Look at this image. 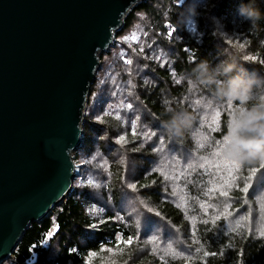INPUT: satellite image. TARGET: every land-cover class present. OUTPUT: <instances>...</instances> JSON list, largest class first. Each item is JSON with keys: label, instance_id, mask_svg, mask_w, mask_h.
<instances>
[{"label": "trees", "instance_id": "16d2710c", "mask_svg": "<svg viewBox=\"0 0 264 264\" xmlns=\"http://www.w3.org/2000/svg\"><path fill=\"white\" fill-rule=\"evenodd\" d=\"M244 8L256 15L246 17ZM137 21L139 29L135 28ZM121 29L116 37L134 33L136 40L132 45L118 44L110 71L103 68L102 74L96 75L73 161L80 164L75 172L79 169L85 177L89 164L80 159L99 151L109 164V179L102 191L116 203L125 196L136 204L119 220L108 212L107 219L99 223L92 218L93 189L86 179L78 177L73 192L50 216L29 225L11 259L2 264H90L88 253H95L91 264H264V236L246 229L227 231L224 224L228 214L245 208L246 181L263 168L264 121L244 124L239 118L238 128H233L230 136L233 116L222 109L218 126L208 128L204 135L208 145L197 151L198 157H208L215 148L222 151L231 138L241 145H256L252 154L234 161L235 187L227 194L234 203L217 224L202 220L203 211L218 205L210 199L213 187L201 176L200 167L182 182V193L178 192L187 205L181 207L169 199L176 192L172 177L165 179L155 168L157 150L151 147L154 131L168 134L170 140L166 141L180 154L194 146L193 127L181 121L189 107L186 97L191 84L200 94L225 104L223 92L231 81L244 82L254 75L264 79V0H147L128 13ZM254 102L248 97L235 98L232 106L236 103L239 110H248L257 107ZM173 118L181 129L179 135L167 126ZM121 137L124 141L116 143ZM140 203L142 216L135 219ZM146 221L144 232L141 227ZM117 237L132 238L134 243L119 248ZM161 242L188 247L190 260L166 256L159 249ZM210 252L216 256L209 257Z\"/></svg>", "mask_w": 264, "mask_h": 264}, {"label": "water", "instance_id": "95a60500", "mask_svg": "<svg viewBox=\"0 0 264 264\" xmlns=\"http://www.w3.org/2000/svg\"><path fill=\"white\" fill-rule=\"evenodd\" d=\"M147 0H0V264L72 193L99 55Z\"/></svg>", "mask_w": 264, "mask_h": 264}, {"label": "rangeland", "instance_id": "374dc122", "mask_svg": "<svg viewBox=\"0 0 264 264\" xmlns=\"http://www.w3.org/2000/svg\"><path fill=\"white\" fill-rule=\"evenodd\" d=\"M138 17L142 16L139 15ZM135 25H137L135 28L139 29L140 22L137 21ZM121 31L122 29L116 33H121ZM128 34L130 36L135 35L134 33L133 35L131 33H127V35ZM127 35H121L119 37L114 35V42L110 48L99 55L100 67L97 71L98 74L96 75H99L100 73L102 74L101 71L103 68L104 70L108 69V72L110 71V59L111 56L116 54V52H119L118 44L126 42L132 45L134 43L136 38L134 40L128 39ZM158 53L160 56L163 54L161 52ZM106 54H109V56ZM180 80L184 81L185 78L182 77ZM250 82L251 84L249 85ZM94 83H96V79ZM239 83L250 89L249 95H246L245 93L244 95L248 97V99L254 100L257 107L248 110H239L236 103L235 106H232L233 99L230 100L228 98L225 104H220L215 99L209 98L205 93L200 94L197 91L195 84L190 85L189 94L186 97V103L189 106V110L187 109L185 111L186 114L182 115L181 121L193 127L192 132H194L193 140L195 139V143L192 149L184 150V152L180 154L170 147L171 143L166 141L170 140L168 134L165 132L160 133V131H154L152 134L154 143L151 147L157 150L155 153L157 154L155 168L162 171L165 179H168L170 175V177H172L173 187L176 189V192L171 194V197L169 198L170 200L181 207H185V205H187L184 196L180 195L179 192L182 193L181 185L183 180H188L192 175L191 173H195V167H200L201 176H204L211 182L210 185L213 187L214 193L210 199L214 201L213 205H218V207L211 211H203L204 214L202 215V220L212 224L219 223V220L225 217L227 207L234 203L233 198L227 195L228 192L235 187L234 184L236 178L233 174L234 161H239L241 158L252 154L256 150V145L250 143L246 146L241 145L237 142L236 138H231L222 151L215 148L212 149L208 157H198L200 154H198L197 151L202 150L208 145L206 136L204 135L208 132V128L213 130L216 125L218 126V119L220 113H222V109H228L231 111L233 116L230 136L232 135L233 128H238L239 118L244 124L251 123V121L256 119L258 121H264V79L254 75V77ZM98 97L99 95L97 98ZM97 98L96 101H98ZM86 109L87 108H85V110ZM126 110L129 111L130 108L127 107ZM259 149L262 150V148ZM195 157H198V159ZM80 160L87 163V165L89 164V172L85 177H83L82 172L78 169L75 172L73 183L78 180V177L80 179H86L88 184L93 189L92 194L95 195V206L92 209L93 219L99 223L103 222L107 219L105 218V214L111 212L115 214V219L119 220L121 215H124L134 207L136 204L134 200L124 196L120 199L119 203H116L111 199L110 195L102 191L105 180L109 179V164L106 160L101 158L99 151H95L91 158H81ZM224 160H227V165H225ZM75 165V168H78L80 164L75 163ZM124 166V169L128 170L127 161H124ZM125 182L128 184L127 180ZM246 186L247 191L245 192V208H242L243 210L239 213L228 214L224 218L225 230L237 231L246 229L248 233L255 236H264V203H260L259 200L260 196H264V165L261 171L252 173L248 177ZM207 191L209 192V189ZM248 199L253 200L249 201ZM137 205L138 207L135 208L137 213L135 219H140L142 214L139 207L142 204L140 203ZM193 220L194 219H192V223L194 224L195 221ZM147 223L148 222L146 221L141 227V230L144 232L146 231ZM93 227H96V224H94ZM161 236L162 234L158 237L159 240H162ZM127 239L130 238H126L125 241ZM185 248H183V245L178 246L173 242H161L159 244V249L166 256L167 254H170L173 258L184 257L187 260H190L191 257L187 255V250L189 248Z\"/></svg>", "mask_w": 264, "mask_h": 264}, {"label": "clouds", "instance_id": "9594fccd", "mask_svg": "<svg viewBox=\"0 0 264 264\" xmlns=\"http://www.w3.org/2000/svg\"><path fill=\"white\" fill-rule=\"evenodd\" d=\"M186 2H191V3H202L203 0H186ZM246 17H254L256 15L255 12L248 8L242 9ZM204 69V65L201 64L199 66V70L202 72ZM227 71V69H225ZM247 92V87L241 85L238 81H231L228 85L227 91L223 92L224 95L227 96L228 99H246V96L244 93ZM170 130L174 131L176 135L180 134V127L177 126V121L176 118H173L169 124L167 125ZM257 195V194H255ZM260 203H264V196L259 197Z\"/></svg>", "mask_w": 264, "mask_h": 264}, {"label": "snow or ice", "instance_id": "6c2138e0", "mask_svg": "<svg viewBox=\"0 0 264 264\" xmlns=\"http://www.w3.org/2000/svg\"><path fill=\"white\" fill-rule=\"evenodd\" d=\"M128 39H130V38H128ZM131 39H135V35H133L132 37H131ZM133 135H135L134 133H133ZM122 141H124V138L123 137H121L119 140H117L116 141V143H121ZM131 187H133V189L136 187L135 185H133V186H131ZM243 191H247V186H245V188L243 189ZM52 235V232H49L48 233V236H51ZM46 239V238H45ZM133 243H134V241H133V239L132 238H130V239H127L126 241L125 240H122V239H120L119 237H117V245L118 246H122V247H125V248H128V247H131L132 245H133ZM101 251H104V252H107V251H109L108 249H101ZM73 252H74V250H73ZM209 257H215L216 256V254L215 253H209V254H207ZM95 256V253H88V257H89V262H90V264H91V261H92V259H93V257Z\"/></svg>", "mask_w": 264, "mask_h": 264}, {"label": "bare ground", "instance_id": "6f19581e", "mask_svg": "<svg viewBox=\"0 0 264 264\" xmlns=\"http://www.w3.org/2000/svg\"><path fill=\"white\" fill-rule=\"evenodd\" d=\"M102 54V53H101Z\"/></svg>", "mask_w": 264, "mask_h": 264}]
</instances>
